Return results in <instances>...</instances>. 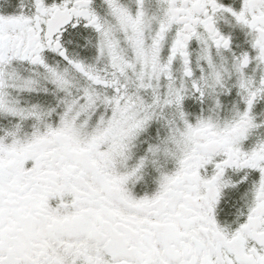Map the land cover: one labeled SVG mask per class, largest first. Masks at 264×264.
<instances>
[{"label":"snow or ice","instance_id":"obj_1","mask_svg":"<svg viewBox=\"0 0 264 264\" xmlns=\"http://www.w3.org/2000/svg\"><path fill=\"white\" fill-rule=\"evenodd\" d=\"M0 264H264V0H0Z\"/></svg>","mask_w":264,"mask_h":264}]
</instances>
